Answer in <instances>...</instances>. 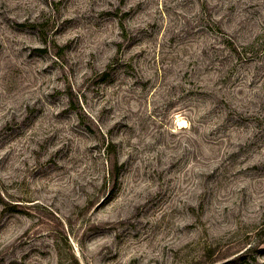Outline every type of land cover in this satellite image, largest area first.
<instances>
[{
    "label": "rangeland",
    "instance_id": "374dc122",
    "mask_svg": "<svg viewBox=\"0 0 264 264\" xmlns=\"http://www.w3.org/2000/svg\"><path fill=\"white\" fill-rule=\"evenodd\" d=\"M0 264H264V0H0Z\"/></svg>",
    "mask_w": 264,
    "mask_h": 264
}]
</instances>
